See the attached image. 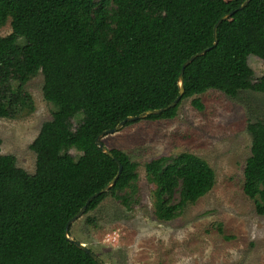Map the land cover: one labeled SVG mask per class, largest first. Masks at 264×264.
Returning <instances> with one entry per match:
<instances>
[{"label": "trees", "instance_id": "16d2710c", "mask_svg": "<svg viewBox=\"0 0 264 264\" xmlns=\"http://www.w3.org/2000/svg\"><path fill=\"white\" fill-rule=\"evenodd\" d=\"M245 1L0 0V27L8 19L11 27L0 37V118L33 111L25 86L38 73L43 99L54 108L29 146L33 174L0 153V264H97L64 236L67 221L118 171L95 139L128 116L171 104L192 55L208 48L184 68L180 101L147 120L172 119L182 100L210 89L229 97L264 93V74L255 78L247 62L250 55L264 59V0L239 8ZM231 11L213 45L214 25ZM191 103L203 108L198 98ZM246 129L242 190L264 216V118ZM110 152L120 174L84 215L108 196L126 210L135 202L138 165L120 149ZM144 172L160 221L178 217L215 183L207 162L188 152L152 159Z\"/></svg>", "mask_w": 264, "mask_h": 264}, {"label": "rangeland", "instance_id": "374dc122", "mask_svg": "<svg viewBox=\"0 0 264 264\" xmlns=\"http://www.w3.org/2000/svg\"><path fill=\"white\" fill-rule=\"evenodd\" d=\"M10 32L8 19L0 27V37ZM247 62L255 78L264 74V59L250 55ZM42 79L38 73L25 86L32 98L31 113L0 118V153L12 155L29 174L35 169L29 146L54 109L43 99ZM194 98L201 110L192 105ZM263 118L264 93L244 91L229 97L210 89L182 100L172 119L142 118L102 137L106 148L120 149L137 163L135 202L126 210L115 198L106 197L96 210L72 223L68 236L106 264H264V216L256 214L253 200L242 190L250 147L247 123ZM182 152L205 160L215 183L178 217L160 221L144 164ZM69 153L80 154L74 149ZM87 216L95 226L87 224Z\"/></svg>", "mask_w": 264, "mask_h": 264}, {"label": "water", "instance_id": "95a60500", "mask_svg": "<svg viewBox=\"0 0 264 264\" xmlns=\"http://www.w3.org/2000/svg\"><path fill=\"white\" fill-rule=\"evenodd\" d=\"M249 0H246L239 8H242L243 6H245L247 3H248ZM234 13V11H231L225 15H223L222 17H220L216 24L214 25V28H213V36H214V43L213 45L216 44V30H217V27L219 25L220 22H222L223 20H225L226 18H228L229 16H231L232 14ZM208 50L207 49H204L200 52H198L197 54L195 55H192L189 59H187L183 64H182V67H181V70H180V73L178 75V86H179V93H178V96L174 99V101L169 104L167 107L165 108H162V109H154V110H149V111H145L139 115H136V116H128L126 117L124 120H122L120 123H118L114 128L112 129H108V130H105L103 131L102 133H100L96 139H95V144L100 148V150L103 152V153H106L107 155H109L113 160H115V162L117 163L118 165V171H117V174L115 175V177L103 188L101 189L99 192L93 194L92 196H90L85 205L78 211V213L72 217L71 219H69L65 225V229H64V236L65 238L70 241L71 243H73L76 247H78L79 249L83 250L84 252H86L97 264H106L104 263L103 261H101L92 251H90L83 243H80L78 242L77 240L73 239L72 237H69L68 236V231H69V228L70 226L72 225V223H74L77 219H79L82 215H84L85 213V209H86V206L87 204L96 196H98L100 193H103L105 192L106 190H108L115 182V180L117 179V177L119 176L120 174V171H121V166L120 164L118 163V161L114 158V156L112 155V153L110 152V149L106 148L100 141V139L108 134H112L114 132H117L119 131L126 122H131V121H135V120H139V119H142V118H146L148 115H151V114H159L161 113L162 111L168 109V108H172L174 107L181 99L182 95H183V86H182V73H183V70L184 68L194 60V58H196L197 56H200L202 54H204L206 51Z\"/></svg>", "mask_w": 264, "mask_h": 264}]
</instances>
